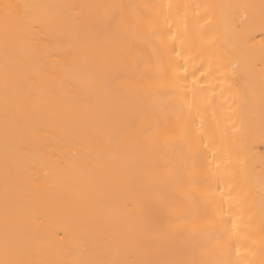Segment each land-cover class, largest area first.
I'll list each match as a JSON object with an SVG mask.
<instances>
[{"label": "bare ground", "instance_id": "1", "mask_svg": "<svg viewBox=\"0 0 264 264\" xmlns=\"http://www.w3.org/2000/svg\"><path fill=\"white\" fill-rule=\"evenodd\" d=\"M0 262L264 264V0H0Z\"/></svg>", "mask_w": 264, "mask_h": 264}, {"label": "snow or ice", "instance_id": "2", "mask_svg": "<svg viewBox=\"0 0 264 264\" xmlns=\"http://www.w3.org/2000/svg\"><path fill=\"white\" fill-rule=\"evenodd\" d=\"M27 5H14V4H5L4 8V21L6 31H9L15 27V20L19 19L20 13L18 11L14 12L13 10H18L21 8H27ZM0 264H8V262H0ZM16 264H22V262H16Z\"/></svg>", "mask_w": 264, "mask_h": 264}]
</instances>
